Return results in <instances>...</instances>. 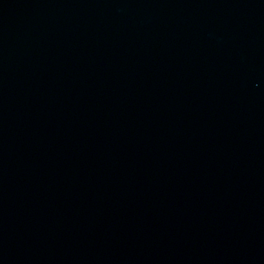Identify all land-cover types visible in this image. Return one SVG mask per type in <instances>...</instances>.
Instances as JSON below:
<instances>
[{
    "label": "water",
    "instance_id": "obj_1",
    "mask_svg": "<svg viewBox=\"0 0 264 264\" xmlns=\"http://www.w3.org/2000/svg\"><path fill=\"white\" fill-rule=\"evenodd\" d=\"M0 264H264V0H0Z\"/></svg>",
    "mask_w": 264,
    "mask_h": 264
}]
</instances>
